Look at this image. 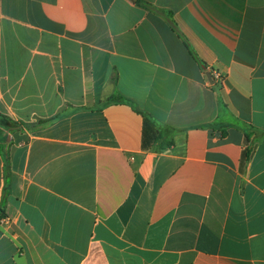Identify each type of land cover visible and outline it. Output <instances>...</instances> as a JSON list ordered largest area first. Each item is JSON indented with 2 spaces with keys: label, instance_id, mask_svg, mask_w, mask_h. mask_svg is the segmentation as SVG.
I'll return each instance as SVG.
<instances>
[{
  "label": "crops",
  "instance_id": "obj_1",
  "mask_svg": "<svg viewBox=\"0 0 264 264\" xmlns=\"http://www.w3.org/2000/svg\"><path fill=\"white\" fill-rule=\"evenodd\" d=\"M0 264H264V0H0Z\"/></svg>",
  "mask_w": 264,
  "mask_h": 264
},
{
  "label": "trees",
  "instance_id": "obj_2",
  "mask_svg": "<svg viewBox=\"0 0 264 264\" xmlns=\"http://www.w3.org/2000/svg\"><path fill=\"white\" fill-rule=\"evenodd\" d=\"M187 46V48L190 50L191 54L195 55L194 52L189 48V44H185ZM8 123L9 124H12L10 120H8ZM145 131L148 130V127H154L155 128V133H156V136H155V142H161L162 144L160 145L161 148L163 149H168L170 147L173 146L174 144V141H173V138H174V134L176 132V129L174 128H171V127H168V126H159L157 125L154 121H151L149 118H146V121H145ZM164 141L166 142L164 144ZM148 142L146 141V138H145V141H144V147H148ZM250 152V149L248 148L247 150H245V156H248Z\"/></svg>",
  "mask_w": 264,
  "mask_h": 264
},
{
  "label": "water",
  "instance_id": "obj_3",
  "mask_svg": "<svg viewBox=\"0 0 264 264\" xmlns=\"http://www.w3.org/2000/svg\"><path fill=\"white\" fill-rule=\"evenodd\" d=\"M207 77H208V79L212 82V76H211L210 73H207Z\"/></svg>",
  "mask_w": 264,
  "mask_h": 264
}]
</instances>
